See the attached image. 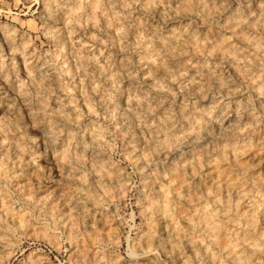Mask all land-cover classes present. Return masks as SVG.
<instances>
[{"label":"rangeland","instance_id":"obj_1","mask_svg":"<svg viewBox=\"0 0 264 264\" xmlns=\"http://www.w3.org/2000/svg\"><path fill=\"white\" fill-rule=\"evenodd\" d=\"M0 264H264V0H0Z\"/></svg>","mask_w":264,"mask_h":264}]
</instances>
